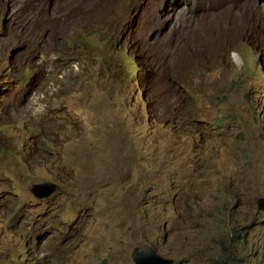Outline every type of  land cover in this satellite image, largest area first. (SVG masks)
Listing matches in <instances>:
<instances>
[{
    "label": "rangeland",
    "instance_id": "374dc122",
    "mask_svg": "<svg viewBox=\"0 0 264 264\" xmlns=\"http://www.w3.org/2000/svg\"><path fill=\"white\" fill-rule=\"evenodd\" d=\"M59 1L0 0V264H264V0Z\"/></svg>",
    "mask_w": 264,
    "mask_h": 264
},
{
    "label": "clouds",
    "instance_id": "9594fccd",
    "mask_svg": "<svg viewBox=\"0 0 264 264\" xmlns=\"http://www.w3.org/2000/svg\"><path fill=\"white\" fill-rule=\"evenodd\" d=\"M61 1H62V0L59 1V4H60ZM207 1H208V0H199L198 2H196V5H197L198 7H203V6H205V4H206ZM143 4L150 5V4H151V1H150V0H138V1L134 2V3L130 1L129 4H123L121 7H115V8H114V13H115L116 10H118V9H120V8H137V9H138V8H139L141 5H143ZM257 6H259L260 9H261L262 11H264V8L262 7V5L256 4V5L254 6V8H256ZM223 10H230V11L233 12L235 15H237V16H239L241 19L245 20V18L251 13L252 8H250V9L248 10L247 14H246L245 16H243V15L240 14L239 11H238V4H237V3H235V2H227V3H223V2H221L220 5H219L218 8H217V11H216V12H213V13H211V14H217V13L223 11ZM114 13L112 14V16H111L110 18H108V19H106V20H104V21L93 22V23H91L89 26L73 25V26H71V27H72V28H74V27H80V28H83V29L90 30V29L92 28V26L95 25V24H99V23H100V24H103V23H106L107 21L111 20V19L113 18V16H114ZM158 13H159V9H158V7H156V8L154 9V11L151 13V17L157 15ZM208 14H210V13H208ZM208 14H205L201 19H199V20H197V21H195V20L193 19V22H194V23L192 24L191 28H190L189 31H188V36H187V39H188V40H190V41L193 42V30H194V28L196 27L197 24H201L202 20L205 19V18L208 16ZM71 27H70V28H71ZM58 37H59V36H58ZM239 39H241V40H244V39H245V40H248V38H245V37H243V38H239ZM262 39H263V38H262L261 35H260V31H258V37H257V38L255 37V41H253L254 44L256 45V47L259 45V42H260V40H262ZM234 54L236 55V52H235ZM237 54H238L240 60H241V57H240V55H241V56H243V60L245 61V59H244V55H242L240 52L237 53ZM236 58H238V57H236ZM127 67H130V66H129V61L127 62ZM166 87H167V84H166L165 82H162V83H161V88H162L163 90H166ZM42 185H45V184H42ZM42 185H40V186H42ZM255 203H256V206H257V210H258V211H262V212H264V199H263V198H258V199H256ZM227 264H232V263L229 261V262H227Z\"/></svg>",
    "mask_w": 264,
    "mask_h": 264
},
{
    "label": "water",
    "instance_id": "95a60500",
    "mask_svg": "<svg viewBox=\"0 0 264 264\" xmlns=\"http://www.w3.org/2000/svg\"><path fill=\"white\" fill-rule=\"evenodd\" d=\"M50 190V186L48 184L39 186L38 189H36L35 192H37L38 194L41 193H46ZM152 253V257L151 260H143L141 258H138V254H145L147 255V257H150ZM132 260L134 264H152V263H159V264H171L172 261L171 260H166L163 259L161 257H159L158 255L154 254L153 251L149 250L148 248H145L143 251H138L137 249H135L132 253Z\"/></svg>",
    "mask_w": 264,
    "mask_h": 264
},
{
    "label": "bare ground",
    "instance_id": "6f19581e",
    "mask_svg": "<svg viewBox=\"0 0 264 264\" xmlns=\"http://www.w3.org/2000/svg\"><path fill=\"white\" fill-rule=\"evenodd\" d=\"M111 2H113V3H119V4H121V5H123L124 4V2L125 1H113V0H111ZM73 3L72 2H66V5H67V7H68V9L69 10H71L72 8L71 7H69V6H71ZM245 22H246V26H250L251 28H252V26H253V24L256 22V16H255V14L253 13V14H251V15H248L246 18H245ZM244 33H248L247 31H246V29L243 31ZM242 32V33H243ZM202 37V36H201ZM201 37H196V38H194L193 39V42H196V41H199L200 40V38ZM205 41V37H203V42ZM201 43V42H200ZM197 45H198V43H197ZM197 49V48H196ZM200 49V48H199ZM202 49V48H201ZM196 51V50H195ZM198 51V50H197ZM201 51V50H200ZM194 53V52H193ZM196 53V52H195ZM236 57H238V59H240L239 58V56H238V54L236 53V55H235ZM171 57V56H170ZM130 61H132L131 59H130ZM135 63V62H134ZM133 63V64H134ZM139 64V63H138ZM138 66V65H137ZM144 70V69H143ZM143 73V72H142ZM177 105H178V103H176ZM145 108V107H144ZM170 110L171 111H174L175 110V106H173V105H171L170 106ZM146 113V112H145Z\"/></svg>",
    "mask_w": 264,
    "mask_h": 264
}]
</instances>
